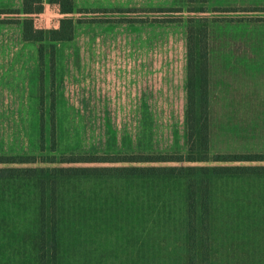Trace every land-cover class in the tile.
Returning a JSON list of instances; mask_svg holds the SVG:
<instances>
[{"label": "rangeland", "instance_id": "rangeland-1", "mask_svg": "<svg viewBox=\"0 0 264 264\" xmlns=\"http://www.w3.org/2000/svg\"><path fill=\"white\" fill-rule=\"evenodd\" d=\"M22 4L0 0V156L35 163L9 167H68L61 159L72 156H171L182 162L153 165L201 166L204 154L264 155V0H72L73 39L55 43L50 32L66 17L60 8L40 0L25 15ZM24 20L43 32L41 43L22 40ZM191 28L192 148L185 122ZM201 28L208 39L206 153Z\"/></svg>", "mask_w": 264, "mask_h": 264}, {"label": "trees", "instance_id": "trees-1", "mask_svg": "<svg viewBox=\"0 0 264 264\" xmlns=\"http://www.w3.org/2000/svg\"><path fill=\"white\" fill-rule=\"evenodd\" d=\"M39 1L23 0V14H30ZM50 2L66 16L50 32V41H71L74 26L67 16L73 12L72 0ZM21 27L24 42L43 41V32L30 20ZM192 32L191 28L185 111L191 148ZM207 40V29L201 28L204 153L210 140ZM40 53L43 60V47ZM40 97L44 110V96ZM40 120L43 125V115ZM43 144L42 138V149ZM201 161L204 165L154 166L182 158L72 156L61 159L68 167L37 168L9 167L35 163V157L0 156V264H264V155L214 154L210 160L204 154Z\"/></svg>", "mask_w": 264, "mask_h": 264}, {"label": "crops", "instance_id": "crops-1", "mask_svg": "<svg viewBox=\"0 0 264 264\" xmlns=\"http://www.w3.org/2000/svg\"><path fill=\"white\" fill-rule=\"evenodd\" d=\"M44 62H45V59H44ZM45 64V63H44Z\"/></svg>", "mask_w": 264, "mask_h": 264}]
</instances>
